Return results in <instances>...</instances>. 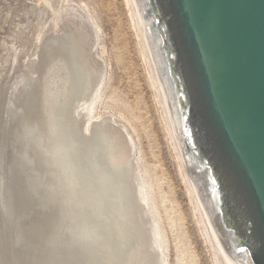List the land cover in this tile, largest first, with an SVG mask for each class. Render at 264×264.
Listing matches in <instances>:
<instances>
[{
  "label": "bare ground",
  "instance_id": "1",
  "mask_svg": "<svg viewBox=\"0 0 264 264\" xmlns=\"http://www.w3.org/2000/svg\"><path fill=\"white\" fill-rule=\"evenodd\" d=\"M122 1L159 125L209 264H252L247 255L224 245L223 230L215 223L211 200L204 194L206 184L189 168L192 155L184 146L170 80L162 73L146 0ZM76 5L78 12H71L62 1L52 23L20 45L24 56L13 62L18 73L3 88L2 116L12 118L14 129L9 141L7 129L1 131L0 148L6 150L9 144L12 148L20 200L17 204L10 197L7 205L10 190L1 180L4 166L0 163V262L169 264L159 210L160 205L172 229L168 200L155 197V183L160 179L154 167L143 162L131 115L122 109L110 112L111 107L105 106L104 100L110 97L104 91L106 72L95 51L99 47L101 53L105 51L102 30L86 2ZM18 96L16 105L13 100ZM57 150L66 153L80 176L74 197L66 187ZM98 174L108 178L103 192L96 183ZM98 195L99 209L93 205ZM12 208L13 229L11 210H5ZM85 223L99 233L98 242L81 238L80 227ZM186 249L177 248L176 264H196Z\"/></svg>",
  "mask_w": 264,
  "mask_h": 264
},
{
  "label": "water",
  "instance_id": "2",
  "mask_svg": "<svg viewBox=\"0 0 264 264\" xmlns=\"http://www.w3.org/2000/svg\"><path fill=\"white\" fill-rule=\"evenodd\" d=\"M146 13L192 155L189 168L206 184L224 245L264 264V0H146ZM0 99L1 117L3 92ZM12 160L0 148L1 180L18 204Z\"/></svg>",
  "mask_w": 264,
  "mask_h": 264
},
{
  "label": "rangeland",
  "instance_id": "3",
  "mask_svg": "<svg viewBox=\"0 0 264 264\" xmlns=\"http://www.w3.org/2000/svg\"><path fill=\"white\" fill-rule=\"evenodd\" d=\"M62 1L71 9V12L76 13L78 12L76 2H86L101 27L100 38L105 51L101 53L100 47L95 51L104 61L106 72L104 91L106 95L110 96L104 100L105 106L111 107L108 108V111L111 110L110 112L122 109L131 115V121L138 130L139 138L135 139L137 140L135 142L137 147L142 150L143 162L147 166H153L154 173L160 179L158 184L155 183V197L157 199L165 197L168 200L166 206L169 207L168 211L175 224L170 229L171 221L165 217L163 208L159 205L162 216L160 222L166 229L168 263H177L176 250L180 247L187 248V257L195 258L196 264H209L207 253L196 232L191 214H189L183 185L177 175L174 160L169 153L159 125L151 91L144 77L142 63L136 51L133 32L128 24L122 0H0V92L5 90L3 88L7 83L8 88L10 78L18 73V69L13 68V62L15 58L20 59L24 56L20 45L26 40L32 39L38 30L46 28L52 23ZM3 118L4 114L0 122ZM6 119H8L6 120L8 123L11 119L10 126L9 124L2 125L1 131L5 128L6 132L7 129L6 136H8L6 138L9 141L13 135L14 125L12 118ZM8 146L9 150H6L11 153L12 148L10 144ZM10 165L14 167V170L15 167L17 168L13 162ZM16 170L14 177L17 183L18 175L16 173L19 169ZM10 200L8 203L11 204ZM10 210L12 213V209ZM14 215H11L12 229L16 225ZM12 229L9 228V230ZM11 235L10 238H12Z\"/></svg>",
  "mask_w": 264,
  "mask_h": 264
},
{
  "label": "clouds",
  "instance_id": "4",
  "mask_svg": "<svg viewBox=\"0 0 264 264\" xmlns=\"http://www.w3.org/2000/svg\"><path fill=\"white\" fill-rule=\"evenodd\" d=\"M56 155L60 159L63 166V175L66 187L70 195L74 197L80 188V176L75 167L68 161L66 153H64L62 150H57ZM96 183L100 186L101 191L103 192L108 183V178L98 174L96 176ZM93 205L97 209L100 208L101 202L99 195L93 200ZM80 235L81 238L88 243H96L101 238L99 233L87 223L80 227Z\"/></svg>",
  "mask_w": 264,
  "mask_h": 264
},
{
  "label": "snow or ice",
  "instance_id": "5",
  "mask_svg": "<svg viewBox=\"0 0 264 264\" xmlns=\"http://www.w3.org/2000/svg\"><path fill=\"white\" fill-rule=\"evenodd\" d=\"M185 134L188 135V131H187V129H185ZM211 183H212V185H213V187H212L213 196H214V198H216V197H217V192H216V188H215V184H216L215 179H212V180H211ZM238 251H240V252H244V251H246V250H245L244 248H239Z\"/></svg>",
  "mask_w": 264,
  "mask_h": 264
}]
</instances>
